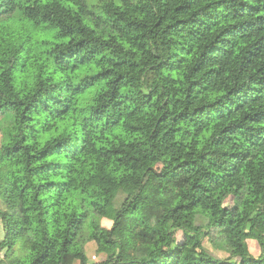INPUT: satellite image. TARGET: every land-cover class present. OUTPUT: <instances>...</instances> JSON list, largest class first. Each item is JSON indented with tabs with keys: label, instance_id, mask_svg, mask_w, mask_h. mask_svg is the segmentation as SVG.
Returning a JSON list of instances; mask_svg holds the SVG:
<instances>
[{
	"label": "clouds",
	"instance_id": "obj_1",
	"mask_svg": "<svg viewBox=\"0 0 264 264\" xmlns=\"http://www.w3.org/2000/svg\"><path fill=\"white\" fill-rule=\"evenodd\" d=\"M0 264H264V0H0Z\"/></svg>",
	"mask_w": 264,
	"mask_h": 264
}]
</instances>
